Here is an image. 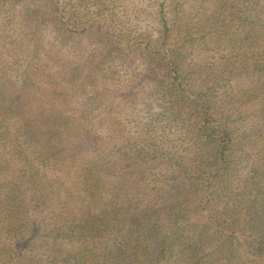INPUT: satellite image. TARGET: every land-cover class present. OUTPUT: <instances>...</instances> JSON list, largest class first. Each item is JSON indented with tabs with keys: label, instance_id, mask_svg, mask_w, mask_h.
<instances>
[{
	"label": "trees",
	"instance_id": "trees-1",
	"mask_svg": "<svg viewBox=\"0 0 264 264\" xmlns=\"http://www.w3.org/2000/svg\"><path fill=\"white\" fill-rule=\"evenodd\" d=\"M186 1L0 0V264H264V148L230 111L264 46L214 74Z\"/></svg>",
	"mask_w": 264,
	"mask_h": 264
},
{
	"label": "rangeland",
	"instance_id": "rangeland-1",
	"mask_svg": "<svg viewBox=\"0 0 264 264\" xmlns=\"http://www.w3.org/2000/svg\"><path fill=\"white\" fill-rule=\"evenodd\" d=\"M220 1L189 0L184 3L180 12V25L185 28L180 27L179 32L185 36L183 39L187 44L207 46L206 55L202 60L206 61V65L213 67L214 74L222 70L225 74L230 71L231 68L227 67L226 63L233 54L230 52L233 46H250L252 42V46H264V0H222L226 2V7L221 6ZM246 6L250 8L248 11ZM234 13L254 18L258 24L252 29L247 30L244 27L237 30L241 22L234 17ZM227 22L231 25L229 28H225ZM228 77H236V85L238 82L250 85V80L237 74L229 73ZM261 82L264 84V77ZM259 94L253 97L255 101L250 103L245 102L244 97L230 110L233 111L234 124L241 126L246 134L250 129L252 134L256 132L255 140L247 142L250 158H255L257 152L264 148V92ZM248 164L251 165L252 162Z\"/></svg>",
	"mask_w": 264,
	"mask_h": 264
}]
</instances>
